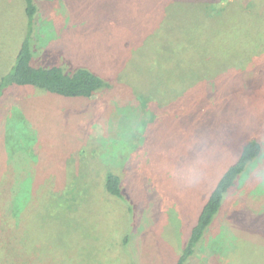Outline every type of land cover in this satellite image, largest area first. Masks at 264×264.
Masks as SVG:
<instances>
[{
    "label": "rangeland",
    "instance_id": "rangeland-1",
    "mask_svg": "<svg viewBox=\"0 0 264 264\" xmlns=\"http://www.w3.org/2000/svg\"><path fill=\"white\" fill-rule=\"evenodd\" d=\"M230 1L244 48L259 54L232 69L236 93L206 80L152 104L138 93L151 79L148 38L162 26L163 0H39L44 52L33 65L87 67L112 88L87 99L16 86L0 98V264H177L250 140L261 142V156L187 264H228L233 250L264 264V0ZM26 27L23 0H0V80ZM110 172L122 180L121 199L105 190Z\"/></svg>",
    "mask_w": 264,
    "mask_h": 264
},
{
    "label": "trees",
    "instance_id": "trees-1",
    "mask_svg": "<svg viewBox=\"0 0 264 264\" xmlns=\"http://www.w3.org/2000/svg\"><path fill=\"white\" fill-rule=\"evenodd\" d=\"M158 6L161 28L149 38L152 45V58L144 54L146 72L151 79L143 89V94L152 99V104H162L167 98H176L200 82L216 80L219 89H231L226 96H232L237 87L231 88L232 69L243 70L253 58L259 54L247 51L246 41L233 19L236 12L230 0H175ZM27 18L26 35L17 53L15 63L0 80V98L6 89L13 87H35L47 93L64 98H91L112 88L106 77L87 67H78L67 71L61 66L36 67L35 56L42 54L39 47V32L43 26L40 19L39 0H23ZM162 8V11L160 9ZM166 34L161 35L160 32ZM38 32V34H37ZM168 32V33H167ZM244 42V44H243ZM243 44V45H242ZM149 54V53H148ZM150 55V54H149ZM140 74V73H139ZM128 85H134L137 78L134 72L126 75ZM134 81V82H133ZM199 82V83H197ZM139 83V82H138ZM181 83V84H180ZM184 84V85H182ZM235 84H237L235 82ZM175 85H182L179 89ZM204 85V84H203ZM135 86V85H134ZM175 86V88H173ZM152 88V91H149ZM174 90L172 94L167 90ZM232 89H235L232 91ZM162 98V99H160ZM263 146L258 140H250L241 148L240 155L231 164L218 181L192 229L189 242L177 264H187L190 258H200L201 247L213 232V227L220 221L229 195L235 190L237 183L246 174L249 165L262 154ZM106 192L118 199L123 198L124 189L121 178L110 172L105 179ZM254 221L259 213H255ZM261 220H264V213ZM250 222L248 227L261 229L257 221ZM246 227L240 230V241L248 238ZM258 233V232H257ZM129 240V239H128ZM198 246V247H197ZM232 260L228 264H256L250 259H243L236 250L227 251Z\"/></svg>",
    "mask_w": 264,
    "mask_h": 264
},
{
    "label": "clouds",
    "instance_id": "clouds-1",
    "mask_svg": "<svg viewBox=\"0 0 264 264\" xmlns=\"http://www.w3.org/2000/svg\"><path fill=\"white\" fill-rule=\"evenodd\" d=\"M189 180H191L193 177L191 174H189V176L187 177Z\"/></svg>",
    "mask_w": 264,
    "mask_h": 264
}]
</instances>
